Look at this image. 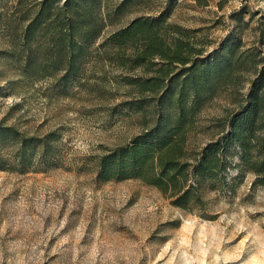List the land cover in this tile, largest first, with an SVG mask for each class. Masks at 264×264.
Returning a JSON list of instances; mask_svg holds the SVG:
<instances>
[{"label": "rangeland", "instance_id": "obj_1", "mask_svg": "<svg viewBox=\"0 0 264 264\" xmlns=\"http://www.w3.org/2000/svg\"><path fill=\"white\" fill-rule=\"evenodd\" d=\"M122 1L97 0L105 26L76 76L49 68L24 78L10 50L18 16L35 1L0 0V121L11 127L0 134V264H264V185L251 186L254 175L235 164L233 147L227 182L205 188L204 205L191 209L139 178L97 176L101 155L142 130L141 112L125 102L137 93L129 80L161 63L155 56L146 71L129 70L100 43L136 17L166 11L197 47L229 37L236 52L257 58L264 0H127L117 9ZM246 66L239 84L219 85L200 102L190 145L216 135L253 76Z\"/></svg>", "mask_w": 264, "mask_h": 264}, {"label": "trees", "instance_id": "obj_2", "mask_svg": "<svg viewBox=\"0 0 264 264\" xmlns=\"http://www.w3.org/2000/svg\"><path fill=\"white\" fill-rule=\"evenodd\" d=\"M34 1L18 16L21 27L13 33L10 52L18 73L34 78L59 68L64 76H76L82 57L105 26L97 0ZM166 17V11L136 17L100 43L111 47L103 51L107 57L129 70L146 71L155 56L161 63L154 74L129 80L137 93L125 102L141 112L142 130L101 155L98 178L136 177L156 186L172 203L191 209L204 205L205 188L227 182L233 147L235 164L254 175L251 186L264 185V53L255 58L248 49L236 52L239 43L229 37L206 51ZM243 64L253 73L246 90L232 98L235 105L217 122L214 137L190 145L188 131L198 105L219 85L239 84L236 73ZM10 129L0 121L1 135ZM26 143L21 139V146Z\"/></svg>", "mask_w": 264, "mask_h": 264}]
</instances>
